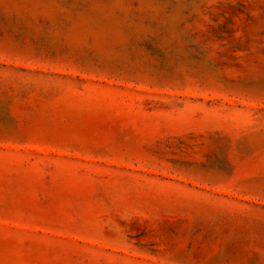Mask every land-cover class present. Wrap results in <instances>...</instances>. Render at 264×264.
Returning <instances> with one entry per match:
<instances>
[{
    "label": "rangeland",
    "instance_id": "374dc122",
    "mask_svg": "<svg viewBox=\"0 0 264 264\" xmlns=\"http://www.w3.org/2000/svg\"><path fill=\"white\" fill-rule=\"evenodd\" d=\"M0 264H264V0H0Z\"/></svg>",
    "mask_w": 264,
    "mask_h": 264
}]
</instances>
